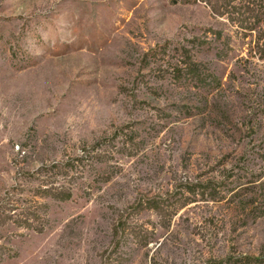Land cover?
Here are the masks:
<instances>
[{"label": "rangeland", "instance_id": "1", "mask_svg": "<svg viewBox=\"0 0 264 264\" xmlns=\"http://www.w3.org/2000/svg\"><path fill=\"white\" fill-rule=\"evenodd\" d=\"M0 264H264V0H0Z\"/></svg>", "mask_w": 264, "mask_h": 264}]
</instances>
